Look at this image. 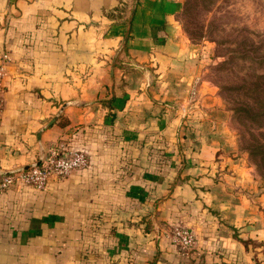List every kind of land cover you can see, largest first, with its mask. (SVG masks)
<instances>
[{
    "label": "crops",
    "instance_id": "0c3cea01",
    "mask_svg": "<svg viewBox=\"0 0 264 264\" xmlns=\"http://www.w3.org/2000/svg\"><path fill=\"white\" fill-rule=\"evenodd\" d=\"M133 1L0 0V176L61 142L88 157L44 190L0 191V264H264L210 51L183 32V0H138L119 51Z\"/></svg>",
    "mask_w": 264,
    "mask_h": 264
},
{
    "label": "rangeland",
    "instance_id": "374dc122",
    "mask_svg": "<svg viewBox=\"0 0 264 264\" xmlns=\"http://www.w3.org/2000/svg\"><path fill=\"white\" fill-rule=\"evenodd\" d=\"M179 17L189 39L210 51L205 78L230 137L224 153L246 164L251 180L240 191L264 221V0H183Z\"/></svg>",
    "mask_w": 264,
    "mask_h": 264
},
{
    "label": "built area",
    "instance_id": "2783aa9c",
    "mask_svg": "<svg viewBox=\"0 0 264 264\" xmlns=\"http://www.w3.org/2000/svg\"><path fill=\"white\" fill-rule=\"evenodd\" d=\"M2 71L0 69V113L3 109ZM196 89L193 87L189 99L194 101ZM88 166L87 154L63 142L49 147L41 156L40 163L29 169H21L3 174L0 178V191H4L14 184H21L34 190H44L52 178H63L74 170ZM171 242L185 253L195 246L194 232L182 225H174L170 231Z\"/></svg>",
    "mask_w": 264,
    "mask_h": 264
},
{
    "label": "water",
    "instance_id": "95a60500",
    "mask_svg": "<svg viewBox=\"0 0 264 264\" xmlns=\"http://www.w3.org/2000/svg\"><path fill=\"white\" fill-rule=\"evenodd\" d=\"M137 3H138V0H134L133 1V6H132V9H131V12H130V15L128 17V20H127V26H126V30H125V34H124V38H123V42H122V45H121V48L119 49V51H121V49L125 46L126 44V41H127V38H128V34H129V31H130V27H131V21L133 19V15L135 13V10H136V7H137ZM40 163V160L39 162H37L36 164H33V165H30L26 168H23V169H29L31 168L32 166L34 165H37Z\"/></svg>",
    "mask_w": 264,
    "mask_h": 264
},
{
    "label": "trees",
    "instance_id": "16d2710c",
    "mask_svg": "<svg viewBox=\"0 0 264 264\" xmlns=\"http://www.w3.org/2000/svg\"><path fill=\"white\" fill-rule=\"evenodd\" d=\"M1 176H3V175H1ZM1 176H0V178H1Z\"/></svg>",
    "mask_w": 264,
    "mask_h": 264
}]
</instances>
